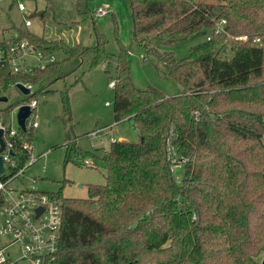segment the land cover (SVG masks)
Here are the masks:
<instances>
[{
  "label": "trees",
  "instance_id": "obj_1",
  "mask_svg": "<svg viewBox=\"0 0 264 264\" xmlns=\"http://www.w3.org/2000/svg\"><path fill=\"white\" fill-rule=\"evenodd\" d=\"M127 2L131 42L164 66L180 93L164 97L134 88L122 55L115 57L112 120L130 121L138 141H114L101 154L89 153L90 166L104 171V184L87 185V198L45 193L61 209L52 264H259L257 257L264 254V0ZM85 3L74 0L78 13L85 14ZM37 15L42 19L44 12ZM219 21L224 33L215 34ZM24 29H14L15 41H27L43 56L60 52L63 59L28 74L0 68V97L16 84L32 87L107 60L97 35L92 47L71 48ZM189 41L196 42L179 60L153 44ZM7 42H0V49ZM37 93L24 96V103L36 101ZM62 102L68 114L66 98ZM10 110L0 109V129L3 143L12 147V174L29 158L32 116L25 131L16 126L9 137ZM171 159L182 166L180 184L171 175Z\"/></svg>",
  "mask_w": 264,
  "mask_h": 264
},
{
  "label": "rangeland",
  "instance_id": "obj_2",
  "mask_svg": "<svg viewBox=\"0 0 264 264\" xmlns=\"http://www.w3.org/2000/svg\"><path fill=\"white\" fill-rule=\"evenodd\" d=\"M189 1L218 3V0ZM15 2L0 0V42L6 41L14 29H24L22 21L28 19L31 26L26 31L34 36L61 41L71 48H89L94 45L97 35L107 53V60L89 71L82 72L79 68L62 79H45L31 87L30 94L38 91L37 105L31 114L37 124L32 129L29 143L32 157L29 156L24 164L23 174L8 184L17 192L37 191L58 194L61 198L85 199L87 185L104 184L103 170L82 163L91 160L89 153L101 154L114 141H138L130 121L122 119L114 123L112 120L114 89L108 87V83H115V57L122 55L129 80L136 89L150 88L164 97H172L180 93V87L167 77L166 69L155 57L131 42L132 24L127 0H85V14L77 12L74 0H25L24 14L17 11ZM98 8L104 9L106 14L96 16ZM41 12H44L42 19L37 15ZM29 15H32L30 19L27 18ZM195 42L153 44L161 54L171 52L179 60L187 57ZM51 55L56 63L63 59L60 52ZM2 97L6 101L0 102V109L11 108L10 126L15 128V108L24 103L25 97L14 87ZM65 98L68 114L64 112L62 102ZM27 122L30 127L29 120ZM92 132H96L94 137L89 136ZM182 171L181 165L172 167L171 175L176 184H180ZM2 174H10L8 165L4 166ZM8 242V237L0 238V249ZM15 251L13 245L3 254L11 255ZM262 258L263 253L257 257L258 261Z\"/></svg>",
  "mask_w": 264,
  "mask_h": 264
},
{
  "label": "built area",
  "instance_id": "obj_3",
  "mask_svg": "<svg viewBox=\"0 0 264 264\" xmlns=\"http://www.w3.org/2000/svg\"><path fill=\"white\" fill-rule=\"evenodd\" d=\"M23 1L25 0H16L15 2L16 9L21 14L25 12ZM104 14H106L104 9H96V16ZM29 26L30 21L28 19L23 20V27L26 29ZM223 26L224 21L215 23L213 33H224ZM15 39L16 33L13 32L8 38L9 42L6 43V46L0 49V68L8 69L11 74H28L34 67L40 68L44 64L54 62L52 55L43 56L27 41H15ZM239 39H245V37ZM205 40L208 41L209 36ZM20 85L26 88L29 93L31 92L30 85ZM113 86L114 82L108 83V87L113 88ZM13 87L15 88V85ZM23 104L29 107L30 117L37 102L31 100L29 103ZM30 127L32 129L36 127L33 118ZM15 133V129L10 128L8 136L12 137ZM95 135L96 132L89 134L90 137ZM22 147L28 149L26 145ZM11 149V144L8 142L4 144V149L0 153L3 170L4 166L13 165L10 155ZM82 163L84 165L89 164L86 160ZM170 164V170L178 165L172 159ZM24 169L21 167L5 179L0 180V238H9V242L0 249V264H52L56 258L60 242V204L45 193L25 190L17 192L11 189L8 186L10 180L21 175ZM38 210L40 211L37 213ZM13 245L16 246L15 253L4 255L3 251Z\"/></svg>",
  "mask_w": 264,
  "mask_h": 264
},
{
  "label": "water",
  "instance_id": "obj_4",
  "mask_svg": "<svg viewBox=\"0 0 264 264\" xmlns=\"http://www.w3.org/2000/svg\"><path fill=\"white\" fill-rule=\"evenodd\" d=\"M15 88L23 96H26L29 94V91L20 84H16ZM5 101H6L5 97H0V102H5ZM29 115H30V109L26 104H21L15 109V114H14L15 123H16L17 128H19V130L22 132L25 131V120L29 117ZM3 149H4V143L2 141V130L0 129V153L3 151ZM2 173H3V167H2V160L0 157V175ZM39 211L40 210H38L37 213ZM259 264H264V258L260 260Z\"/></svg>",
  "mask_w": 264,
  "mask_h": 264
},
{
  "label": "crops",
  "instance_id": "obj_5",
  "mask_svg": "<svg viewBox=\"0 0 264 264\" xmlns=\"http://www.w3.org/2000/svg\"><path fill=\"white\" fill-rule=\"evenodd\" d=\"M20 14H21V13H20ZM22 24H23V21H22ZM30 26H31V25H30ZM30 26H29V27H30ZM26 29H27V28H26ZM35 123H36V122H35ZM36 127H37V124H36ZM36 127H35V128H36ZM11 128H12V127H11ZM12 129H15V128H12ZM33 129H34V128H33ZM28 147H29V149H28V150H29V156L32 157V156H31L30 145H29ZM35 158H36V157H35ZM35 158H34V160H35ZM86 161H87V160H86ZM33 162H34V161H33ZM88 162H89V160H88ZM31 163H32V162H31ZM31 163H30V164H31ZM83 165H84V164H83ZM88 165L90 166V164H88ZM88 165H87V166H88ZM3 172H4V170H3ZM22 174H23V173H22ZM22 174H21V175H22ZM1 175H4V174H1ZM18 176H20V175H18ZM16 177H17V176H16ZM16 177H15V178H16Z\"/></svg>",
  "mask_w": 264,
  "mask_h": 264
}]
</instances>
